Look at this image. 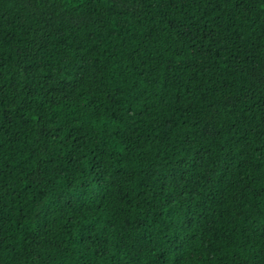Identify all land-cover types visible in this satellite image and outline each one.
Segmentation results:
<instances>
[{"label":"trees","instance_id":"obj_1","mask_svg":"<svg viewBox=\"0 0 264 264\" xmlns=\"http://www.w3.org/2000/svg\"><path fill=\"white\" fill-rule=\"evenodd\" d=\"M0 264H264V0H0Z\"/></svg>","mask_w":264,"mask_h":264}]
</instances>
